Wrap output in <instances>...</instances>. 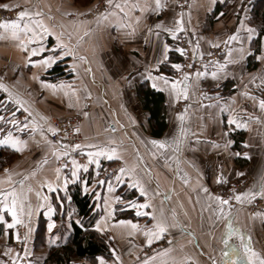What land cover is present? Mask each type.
<instances>
[{"label": "crops", "instance_id": "0c3cea01", "mask_svg": "<svg viewBox=\"0 0 264 264\" xmlns=\"http://www.w3.org/2000/svg\"><path fill=\"white\" fill-rule=\"evenodd\" d=\"M97 1L0 0L9 5L19 4L28 9H33L35 5L43 13L42 19L49 30L60 36L61 43L75 53V58L68 56L58 60L48 70L39 66L30 68L27 56L17 41L11 37L0 39V82L9 88L13 97H19L25 102V107L32 113V117L28 118L30 125L32 119H35L45 129L56 128L55 123L69 119L70 115L87 112L88 115L84 116L81 124L80 144H101L117 149L120 159L109 161L100 158L99 176V179L111 178L115 190L108 193L107 185L93 186L90 187L88 195L93 204L96 201L92 193L99 191L101 195L99 202L103 204V198L107 197L111 206L116 209L108 220L109 228L106 234L115 246L113 250L120 257V264H144L145 259L153 256L156 258L150 260V264H164L165 259L168 264H172L173 260L176 264H213L214 261L215 264H224L223 253L228 251L224 244V240L228 238V220L219 218L213 208L207 206L206 196L201 188L208 187L214 194L221 195L233 191L234 183L246 177L251 178V183L248 189L241 192L253 189L264 181V112L259 109V100L264 98V83L260 80V77H264V62H259L250 55L240 63L229 64L226 78L220 80H213L210 75L198 79L196 71L198 69L203 71L204 68L195 65L192 71L188 72L192 78L187 101L181 98L179 102H175L169 97L168 92H161L164 96L167 128L160 138H155L151 134L150 114L143 109L138 96V86L141 83L150 86V81L141 78L140 73L144 72L146 65L155 64L164 43L169 44L173 50L169 52L170 62L161 66L162 72L170 79L182 78L183 73H186L184 67L178 72L170 67V63L183 65V57L174 49L179 46V40L185 34L194 45L195 64L218 48L224 50L219 61L221 64L226 59L228 47H231L234 50L233 55H236L235 49L240 47L239 43L226 45L225 41L238 29L241 37L246 36L244 29L240 28L241 21L245 29L249 26L257 29L249 21L252 0H190L189 11L184 15L187 31L180 33L178 39H173L163 30L154 29L153 33L148 32V29L160 20L171 24L173 20L180 18L176 0H166L169 7L160 13L139 12L133 8L134 2L142 4L144 0H113L114 4L127 5L123 11L128 13V16H123L118 9L108 7L104 11L108 13V19L101 20L99 27L96 24L97 18L85 16ZM209 4L211 7H207ZM244 9H247V12ZM20 10L22 9L13 11L0 9V13L5 15L0 21L15 19ZM221 13L223 15H220ZM136 20L140 21L138 26L135 25ZM130 23L136 29L135 34L126 36L125 33L129 32L130 28L125 25ZM155 31H159V37L154 34ZM46 42L50 47L53 46L55 36L48 37ZM213 43L219 47H212ZM257 43L260 48L259 39L254 40L251 47L253 53L258 55ZM197 44L198 49L195 48ZM244 46L249 47L247 43ZM80 57L85 59L82 60ZM251 58L256 61L255 68H250ZM56 66L62 68L61 76L51 74ZM89 68L91 72L88 71ZM212 70L213 67L209 68V73ZM152 71L153 75L157 74L155 68ZM34 76H38L39 79H33ZM41 80L54 84L61 82L71 84L76 89L79 100L72 95L71 89L53 90L41 84ZM65 92L68 95H65ZM217 96L220 99H216ZM86 100H90V103H86ZM69 104L72 106L69 107ZM209 104L212 107H205ZM185 108L188 109L185 115L188 139L182 145L181 151L176 154L175 159L167 161L159 152L153 156L155 149L149 141L177 135L180 125L177 117ZM12 112H16V118L20 121H24L28 115L22 109H18L15 103L10 102L7 94L0 90V115L7 119ZM230 118H238L247 127L235 128L229 125ZM0 127L5 129L4 133H0V139L7 131H12L14 136L27 141L24 150L17 152L19 159L0 173V192L12 187L19 190L16 182L27 176L25 188L31 189L26 193L27 202L33 210L31 217L33 230L28 234L27 240L24 237L28 230L23 225H18L16 229H7L5 224L0 223L3 231L0 238V260L12 264L19 253L21 264H28L29 261L31 264H39L43 255L40 256L35 249V238L40 220L43 218L47 223V217L43 214L45 208L38 205L45 203L41 199L43 196H48L49 202H53L54 194L48 191L46 185L49 182L56 184L58 168L61 180L65 175L70 177L71 163L67 157L57 159L53 154L54 150H59L60 145L57 143L50 146L47 143V140H53L50 133L46 132L45 140L38 132L31 138L27 131L19 133L10 124L0 122ZM193 133L195 135H192ZM236 136L242 137L243 140H238ZM228 141L231 143H226ZM0 148L12 150L5 146ZM84 151L87 152L88 149L85 148ZM236 153L241 155L237 156ZM243 153H247L250 158H245ZM72 155L79 164H88L86 155H81L80 150H73ZM45 159L47 163H44ZM65 163L69 164L68 168L62 167ZM117 165L119 168L122 166L134 168L150 192L158 184L159 194L149 201L153 207L148 211H154L157 217L163 214L170 224L178 222L182 228L170 227L164 239L156 240L148 246L142 230L118 224L119 220H132L140 225V229H144L146 226L150 228L153 222L148 217H137L134 210L125 206L126 201L136 200L143 203L144 198L127 185L116 184L112 174L118 173L119 168L115 167ZM145 165L151 171L150 176L145 175ZM241 172L244 173L243 176L238 175ZM95 173V166L89 165V171L84 173L81 170L80 175L92 185L97 178ZM221 173L227 180L223 186L215 183L216 177ZM183 175L188 177L187 183L182 178ZM71 185L74 184L70 178L68 190ZM58 195L63 196L64 192L61 190ZM115 196L123 199L115 201L112 199ZM65 203L68 204L67 201ZM253 205L254 209L251 210L250 206ZM231 210L234 216L233 227L243 232L246 242L250 237L254 250L264 254L262 215L264 201L257 198L239 204L233 200ZM5 219L10 222V214H6ZM25 222L27 223V218ZM58 227L59 224L53 229V233L47 232L48 240L51 235L61 234ZM17 233L20 240L16 239ZM169 240L172 241L171 245L168 243ZM228 242L237 247L240 245V239L236 235ZM161 244L163 246H160ZM25 248L29 252L28 256L24 254ZM165 248H171L167 258L157 255ZM8 249L11 251L5 256L4 253ZM43 249H47V246ZM145 249L150 253H143L144 251L141 253V250ZM240 253L243 258L242 249ZM76 263L94 264L83 260Z\"/></svg>", "mask_w": 264, "mask_h": 264}, {"label": "snow or ice", "instance_id": "6c2138e0", "mask_svg": "<svg viewBox=\"0 0 264 264\" xmlns=\"http://www.w3.org/2000/svg\"><path fill=\"white\" fill-rule=\"evenodd\" d=\"M107 6L109 8L118 9L123 16H128V13H124V8L127 5L122 4H114L113 0H106ZM177 6L183 8L184 5L179 4V0H176ZM169 7L166 0H144L141 4L139 2H134L133 8L139 12L145 11H153L160 13L165 8ZM207 7H211V5H207ZM241 8H243V4L241 3ZM0 9H4L7 11H13L15 9H22L18 11L15 19H6L0 21V39H6L11 37L13 40L18 42V46L22 49V51L27 56V64L30 68L32 67H42L45 70L52 68L58 60H61L65 57L71 56L75 58L74 51L70 50L66 45L61 43V38L58 35H55L52 31L49 30V27L44 23L42 17L43 13L39 11L34 5L33 9L23 8L19 4L9 5L8 3L0 2ZM247 12V9H244ZM184 12L181 11L179 19L173 20L171 24L166 23L164 20H160L152 27L148 29L149 33H153V30H163L168 33L173 39H178L179 34L187 31L186 21L184 20ZM220 15H223L221 13ZM123 18V17H122ZM108 13L102 12L99 13L96 19L97 27H99L101 20H107ZM131 21V18L129 17ZM189 21H190V13H189ZM140 24L139 20L135 21V25L138 26ZM125 27L130 28L129 32H126V36L135 34V27L130 24L125 25ZM240 28L244 29L246 32L245 37H241L240 30L238 29L235 34L228 36L225 41L226 45H230L233 42L239 43L240 47L235 49L236 55H233V49L231 47L227 48L226 59L223 64L219 61H211L210 63L213 66V70L209 73V65L205 64L203 66L204 70H197L195 75L199 79L201 76L210 75L213 80L225 79L227 76L228 65L229 64H237L241 61H244L248 56L252 55L255 60L259 62H264V37H260L257 29L249 26L246 29L244 28V23L241 21ZM157 37H159V31H155L154 33ZM55 36V44L53 46H49L46 42L48 37ZM256 39L260 40V48L259 54H254L252 50V42ZM188 43H192L191 40ZM245 43L249 45V47H245ZM212 47H219V45L213 43ZM195 48L198 49L199 45H195ZM173 49L169 46V44H163V50L159 54V57L156 59L154 65H146L144 72L140 73L141 78L150 81V87L153 90L160 92H168L170 98L174 99L175 102H179L181 98L185 101L189 99V88L191 86V73H183L181 79H170L169 76L165 75L161 66L166 65L170 62L169 52ZM180 56L186 57L187 53L183 47H175L174 49ZM195 54V53H194ZM201 58L203 53L200 54ZM208 55H211L209 53ZM34 57H39V59H34ZM80 59H85L84 57H80ZM139 61H137L138 63ZM170 67L175 69L176 71H182L184 65L180 63H170ZM187 67L191 68L192 65L189 64ZM155 68L156 73L153 75L152 69ZM91 72V69H88ZM33 79H39L38 76H34ZM255 79V78H254ZM261 83H264V77H260ZM41 84L44 86L51 88L53 90L71 89L72 95L76 96V89L72 87L71 84H64L61 82L60 84L49 83L41 80ZM162 85V86H161ZM129 86H131V81H129ZM219 85H217L218 87ZM0 90H3L7 94V99L10 102L15 103L18 106V109H22L23 112L27 113V117H25L24 121H20L16 118V112H12L11 116L6 119L5 116L0 115V122L4 124H10L12 127L19 133H24L27 131L28 136L31 138L35 137V134L38 132L41 137L47 140L46 132L50 133L53 137L57 135L60 129L54 127H48L45 129L40 126L35 119H32L31 125L28 122V118L32 117L31 111L25 107V102L19 97H13V94L9 90V88L2 82H0ZM65 95H68L65 92ZM90 97V93L88 94ZM244 95H248V93H244ZM208 99H212V97H207ZM255 99V97H250ZM77 101L79 97L76 96ZM216 99H220L219 96ZM72 105L69 104V107ZM205 107H212L211 104L205 105ZM217 107H222L217 105ZM259 109L264 112V98L259 100ZM188 109L185 108L183 112H181L177 119L180 122L179 132L177 135H173L170 138L164 139H151L149 143L152 145L155 151L152 153L153 156L159 152L164 159L167 161L169 159H175L176 154L181 151L182 145H184L188 139V131L185 126V115ZM82 115L87 116V112H83ZM229 125L235 126V128H246L247 125L243 124L238 118H230L228 120ZM76 133L80 132V129L77 127L74 129ZM5 129L0 127V133H4ZM192 135H195L194 133ZM199 142V141H197ZM39 143V142H38ZM47 143L51 146L54 144H59V150H54V155L57 159L61 157H67L71 163V171L70 177L65 175L62 180L59 177L60 169L58 168L57 174V182L53 185L51 182L47 183L46 187L50 193L54 194L53 202H49L50 198L48 196L41 197L42 200L45 201L43 205H38V207H44V215L47 217L46 228L48 233H53V229L57 228L56 220L53 219V216L57 213L58 209L64 208L65 201L68 202L70 210L67 211L64 215L66 219H64L61 223V234L59 235H51L49 237V244L54 247H59L60 244L57 242H63L67 244L69 242V238L74 232H83L84 234H90L91 232H96L98 234H106L109 224L108 220L112 217L116 211L115 208L111 206V203L107 197L103 198V204L99 201L101 200V195L99 191L93 192L92 196L96 201L88 208V211L85 212L84 216H81L76 209L71 208L72 196L68 195V184L71 178V183L76 184L78 181L82 185L81 191L84 195L89 194L90 187L98 186L103 187L107 185V192L112 193L115 190V186L112 183V179H99L100 176V158L107 159L112 161L114 159H120L117 154V149L115 147H111L108 145L101 144H88L82 145L80 143H65L63 140L54 141L47 140ZM114 143V142H113ZM226 143H231L228 141ZM27 145V141L21 139L19 136H14L12 131H7L2 139H0V146L10 147L12 150L16 152H22ZM215 147H219V145H214ZM247 146V145H245ZM87 148L88 151L85 152L84 149ZM73 150H80L81 155H86L88 164H79L76 158L72 155ZM237 156H240L241 153H236ZM245 158L248 157L247 153H243ZM142 162V157L140 158ZM44 163H47L45 159ZM89 165H94L96 169V179L93 181V184L90 185L87 179H82L80 172L81 170L84 173L89 171ZM63 168H68L69 164L65 163L62 165ZM145 175L150 176L151 171L145 165L144 166ZM35 173H33L34 175ZM238 175L243 176L244 173H238ZM112 178H114L117 185H127V187L138 191L139 196L144 198V202H138L136 200H130L125 202V206L128 209H132L135 212L137 217H148L150 221H152V226L145 227L144 229H140V225L138 223H134L132 220H119L117 223L120 225H130L134 230H142L144 236L146 238V243L148 246H151L152 243L156 240L164 239L165 234L168 232L170 227H181L179 223L170 224L167 221V218L161 214L159 217L156 216L154 211H148V209L152 208L153 205L149 203L157 194H159V185H156V188L152 189L151 192L149 188L145 187L144 183L141 182V179L137 176L135 169L127 166H122L118 169V173H113ZM185 183L188 182V177L183 175ZM28 179L25 176L22 180L17 181L16 183L19 185V190L16 187H12L9 190L4 192H0V223H3L7 226V229H16L18 225H23L27 228V233L25 234L24 239H28V234L32 232L33 225L31 221V217L33 215V210L31 208L30 203L27 202V192L31 191V189L25 188V181ZM11 176L9 175V183H11ZM215 183L218 185H225L227 180L224 175L221 173L215 179ZM64 192L63 196H59L58 193L60 191ZM201 191L205 193L206 203L209 208H213V210L217 213L218 217L221 219L228 220V233L227 239L224 240V244L228 251L223 253L225 257L224 264H264V254L254 250L251 244V238L249 237L247 242L245 241L243 232L236 227H233L234 216L232 215L231 210V201L234 200L239 204H243L245 202H251L259 198L261 201H264V181L261 182L260 185L250 189L246 192L236 193L231 198H226L220 194H214L208 187H202ZM37 195H40L37 193ZM115 201H121L123 198L120 196H115L112 198ZM10 214V222L5 219V215ZM175 213H173V216ZM264 215V214H262ZM99 216V219L96 217ZM25 218H27V223L25 222ZM60 231V230H58ZM233 235H236L240 239V245L237 247L236 245L229 244V239ZM16 239L20 240V236L17 233ZM168 243L171 245L172 241L169 240ZM240 249L243 250V258L241 257ZM11 249H8L4 253L5 256L9 254ZM171 252V248H165L157 253V255L161 257L167 258L169 253ZM25 256L29 255L27 248L24 249ZM114 257V259L112 258ZM155 256L145 259L144 264H150V260H155ZM211 259V257H210ZM0 264H7V261L0 260ZM12 264H21V258L19 253H17V258L13 260ZM31 264V261L28 262ZM94 264H120V257L115 254V251H111V255L109 257H105L103 253L99 256L94 257ZM164 264H168L167 259H165ZM172 264H176L173 260ZM215 264V261L213 262Z\"/></svg>", "mask_w": 264, "mask_h": 264}, {"label": "trees", "instance_id": "16d2710c", "mask_svg": "<svg viewBox=\"0 0 264 264\" xmlns=\"http://www.w3.org/2000/svg\"><path fill=\"white\" fill-rule=\"evenodd\" d=\"M250 13V24L257 28L260 37L264 35V0H252ZM256 52L259 51V44H256ZM256 67V61L251 58L250 68ZM62 68L56 66L51 71V74L62 75ZM61 73V74H59ZM138 96L141 100L143 109L150 114L149 123L151 126V134L155 138L163 136L166 128V116L164 109V96L161 92L153 90L147 83H141L138 86ZM243 140V138H238ZM15 157H18V153L0 148V169L4 168L8 162H11ZM80 184H74L69 186L68 193L72 196L71 208L76 209L81 216H84L85 212L92 205V200L89 195H84L81 191ZM69 205L64 204L63 209H58L55 215V220L59 224V230H61V223L66 216L64 215L69 211ZM97 219V217H96ZM3 236L2 227H0V238ZM59 247H54L49 244L48 233L46 229V221L42 218L40 220L39 228L35 238V249L38 252L39 249L47 246V253L42 257L39 264H73L76 261L87 260L94 263V257L99 256L101 253L105 257L111 255L113 250L112 241L107 234H98L91 232L90 234H84L83 232H74L69 238V242L64 244L59 243Z\"/></svg>", "mask_w": 264, "mask_h": 264}, {"label": "built area", "instance_id": "2783aa9c", "mask_svg": "<svg viewBox=\"0 0 264 264\" xmlns=\"http://www.w3.org/2000/svg\"><path fill=\"white\" fill-rule=\"evenodd\" d=\"M179 4L184 5V7L180 8L177 6L178 14H180L181 11H183L184 14H186L189 11L190 0H179ZM107 8H108V6H107L106 0H102L101 3L99 4V6L91 13L89 18H97L98 14L104 12L105 10H107ZM3 18H5V15L0 13V19H3ZM189 40H191V39L186 34L179 40V47H183L187 53V56L183 57V65H184V69H185L186 73L191 72L192 68H194L195 65L198 68H203V66L205 64H208L209 68H212L213 66L210 63L211 61H220L221 60V55L223 54L224 50L222 48H218V49L212 50L211 55H208L202 61L198 62V64H195L196 59H195V54H194L195 53L194 45H193V43H191V44L188 43ZM189 64L192 65L191 68L187 67V65H189ZM85 102L89 104L90 100H86ZM82 121H83V118L78 115L73 120L65 121L62 123L61 122L55 123V127L57 129H60V131L57 133V135L55 137H53V140L54 141L63 140L65 143H71V144L80 143V141L82 139V135H81ZM77 127L80 129L79 133H76L74 131V129ZM115 167L119 168V165H117ZM241 191H242L241 189L234 188L233 191L224 192L221 195L225 196L226 198H231L234 194L239 193ZM250 209L253 210L254 205L250 206ZM160 246H163V244H161Z\"/></svg>", "mask_w": 264, "mask_h": 264}, {"label": "rangeland", "instance_id": "374dc122", "mask_svg": "<svg viewBox=\"0 0 264 264\" xmlns=\"http://www.w3.org/2000/svg\"><path fill=\"white\" fill-rule=\"evenodd\" d=\"M101 1L102 0H98L96 3H94V6H93V8L85 15L86 17H90V15H91V13L99 6V4L101 3ZM81 116L82 118H83V121H84V115H82V114H76V115H70L69 116V119H66L65 121H69V120H73L74 118H76V116ZM65 121H63V120H61V123L62 122H65ZM83 121H82V123H83ZM19 159V157H15L11 162H8L7 163V165L4 167V168H1L0 169V173H2V172H4V170L7 168V167H10L11 165H13L17 160ZM250 183H251V178L250 177H246V178H244L243 180H240V181H238V182H236V183H234V185L232 186L233 188H238V189H241L242 191H244V190H246V189H248L249 188V186H250ZM108 235V234H107ZM111 240V239H110ZM112 241V240H111ZM112 245H113V248L115 247L114 246V244H113V242H112ZM144 251V252H143ZM145 253V252H148V253H150V251H148V250H141V253ZM37 253H39V255L41 256V255H43V257L46 255V253H47V249H43V248H41V249H39L38 250V252ZM83 261H87V260H83ZM77 262V261H76ZM76 262H74L73 264H80V263H76ZM87 262H90V261H87ZM90 263H93V262H90Z\"/></svg>", "mask_w": 264, "mask_h": 264}]
</instances>
